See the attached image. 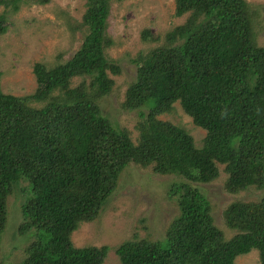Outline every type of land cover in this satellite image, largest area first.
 Instances as JSON below:
<instances>
[{
    "label": "trees",
    "instance_id": "obj_1",
    "mask_svg": "<svg viewBox=\"0 0 264 264\" xmlns=\"http://www.w3.org/2000/svg\"><path fill=\"white\" fill-rule=\"evenodd\" d=\"M21 1L0 0V34L8 29L5 13L17 12ZM85 1V41L64 64L34 66L35 93H3L0 73V238L16 193L19 233L34 239L22 264H104L109 246L76 247L72 236L99 217L122 172L136 165L179 179L167 197L180 215L162 240L115 248L120 264H235L253 250L264 264V48L256 43V11L245 0H176L175 16L186 21L133 60L136 80L122 107L141 117L134 142L98 102L115 87L110 74L121 72L105 55L111 0ZM142 37L161 41L149 30ZM75 78L82 81L73 86ZM177 103L206 132L201 147L187 130L159 119ZM221 166L229 193L261 191L259 201L226 209L230 239L201 187L219 178Z\"/></svg>",
    "mask_w": 264,
    "mask_h": 264
},
{
    "label": "rangeland",
    "instance_id": "obj_2",
    "mask_svg": "<svg viewBox=\"0 0 264 264\" xmlns=\"http://www.w3.org/2000/svg\"><path fill=\"white\" fill-rule=\"evenodd\" d=\"M251 11H256V43L264 48V0H245ZM176 0H111V13L106 38L111 46L105 49L109 61L120 68V74L111 77L115 81L112 92L99 99L101 113L116 127L127 129L134 142L137 141L139 112L126 111L122 104L130 84L136 80L137 68L133 60L139 54L164 43L165 35L183 24L188 15L175 16ZM85 0H22L19 10L5 13L8 27L0 34V73L3 93L28 96L37 90L34 66L42 63L48 68L64 64L80 49L89 31L82 20L86 12ZM4 7L0 6V15ZM149 30L161 41H144L142 33ZM81 78L73 80V86ZM90 83L91 79L88 77ZM34 106H42L36 104ZM144 112H147L144 109ZM159 119L184 128L194 139L195 145H203L206 132L195 126L193 120L175 104L171 113ZM221 166L219 178L202 185L211 204L215 225L226 239L235 233L228 229L224 213L234 202L259 201L261 191L255 187L231 194L225 189L227 174ZM179 179L159 176L150 169L131 165L122 172L116 191L102 207L99 217L91 223H83L74 232L72 241L76 247L109 246L111 251L104 264H120L114 249L129 240H162L167 229L180 215L175 200H169L168 192ZM204 188V189H203ZM7 223L0 238V264H22L25 249L33 237L19 233L22 219L20 195L14 193L7 203ZM235 264H261L259 251L240 256Z\"/></svg>",
    "mask_w": 264,
    "mask_h": 264
}]
</instances>
